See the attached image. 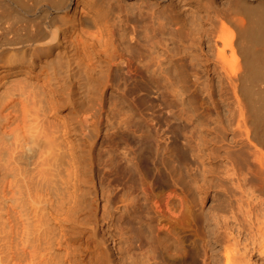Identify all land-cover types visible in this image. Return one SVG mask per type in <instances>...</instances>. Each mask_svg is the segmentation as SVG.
Listing matches in <instances>:
<instances>
[{"label":"bare ground","instance_id":"6f19581e","mask_svg":"<svg viewBox=\"0 0 264 264\" xmlns=\"http://www.w3.org/2000/svg\"><path fill=\"white\" fill-rule=\"evenodd\" d=\"M160 1L157 0L158 5ZM169 1L167 5H164L165 8L170 5L168 11L165 9L168 12L167 15L164 14V11L162 18L160 16L159 18L157 16L159 12L150 13L152 18L154 13H157L155 17L157 20L153 18L157 23L151 24V22L150 26H153V30L157 25L156 27L160 29L159 32L162 33L167 24L176 25L174 30L176 34L174 31L173 34L176 35L175 42L180 46H174H177L178 52L181 51L189 57V61L194 67V71L192 69L191 73H187L190 70L180 66V75L182 74L186 78L192 76V89L198 85L201 86L198 88L205 92L209 91L211 87L217 88L218 97H216L219 99V103L216 101V104L211 107L217 110V115L219 114L216 117L220 119L218 122L221 125L218 124L220 125L218 127L219 129L222 127V132L219 131L220 138L216 134V137L219 138V141L217 139L216 141H226V145L222 143L226 147L223 148V151L221 150L220 154H215L213 151L212 156L214 155L213 161L215 162L212 163H218V165L215 164L221 171L217 170L218 174L222 173L221 176L224 175L223 178L230 186V193H226L228 200L221 203L218 208L237 207L239 202L245 198V202L243 201V206L246 203L245 208L263 210L262 214L259 213L262 216L259 219H262L256 223L257 225L255 224V229L252 228V231L241 229L237 231V234L243 236L242 248L247 256L257 255L264 260V0H199L203 3L199 9L194 7L195 10H193L191 6L190 10L187 9L188 11L180 13L185 16L184 18L176 12L177 8L173 5L175 2L170 1L169 3ZM140 5L137 8L139 13H142L143 4ZM182 5L181 8H184ZM123 6L124 4L120 0H0V264H104L105 262L103 259L105 253L99 250L100 246L95 242V237H97L95 228L86 221L87 219L81 217L80 211L83 209L79 208L83 204H80V200L84 187L88 184L89 175L87 172L91 171L90 168L86 169L88 165L86 166L85 156L87 154L85 155L84 151L86 152L85 147L88 145L87 142L89 143L87 130L89 128L91 132V125L88 124V120L92 119V116L89 119L86 111L89 112L91 111H88L89 108H94L90 106V98L87 99L89 101L84 99L85 102H89V108L85 107L86 110L79 108V105H75L77 101L75 103L73 101L75 98L84 97V94L91 95V91L95 92V95L98 93L97 95L101 96L111 81L109 80L110 75L113 74L111 71L116 67L112 68V66L125 60L126 57L122 50L127 54L126 50L129 49L123 48L125 47L124 38L128 37V32L125 31L128 26L124 29L123 24L129 18L126 19V16L123 18L122 13L123 11L132 13L133 8H126L125 5L124 9ZM181 8L179 7L178 11ZM147 9L145 8L143 11ZM172 11L174 15H171ZM135 12L132 14L136 16L138 12ZM144 14L148 15L145 12ZM129 21L131 22V20ZM129 21L128 25L131 24ZM132 24L135 25L134 22ZM140 27L142 28L141 25ZM140 27L138 26V28ZM143 28L145 29L141 34L144 35V32L145 34L148 32V28ZM168 29L170 32L171 28H167V31ZM155 32L157 33L156 29ZM115 33H118V37ZM133 35V33L130 34L128 39L137 38ZM146 36L144 38H147ZM165 41H168V38ZM173 41L171 48H173ZM136 42H139L138 39ZM142 45L145 46L144 43ZM132 49L127 51L130 53ZM166 51L168 50L166 49ZM177 51H175L176 53L172 52V55L179 56ZM168 58L171 59V57H167L166 61L169 60ZM141 60L143 61V59L139 60L140 63ZM171 60L168 62L170 63ZM126 62V64H130V62ZM183 65L186 64L183 63ZM171 67L168 66V68ZM167 69H165L166 73L167 71L173 72ZM177 70H174V73ZM200 70L206 73L205 80L201 79L205 74H201V76ZM168 76L170 77L171 74ZM185 77L184 79H186ZM166 79L169 80L168 77ZM180 79L183 78L181 76L179 80L177 78L179 84ZM181 83L183 84V80ZM184 85H186L185 82ZM188 88L190 87L187 86ZM177 89L181 90L182 87L178 88L177 84ZM177 89L175 94L179 96L182 90L179 92ZM183 93L185 92L183 91ZM183 93L181 92V95ZM191 94L189 95L191 96ZM196 94L192 95V97L195 96L194 99H196ZM92 95L94 96V94ZM189 95L188 97H190ZM192 97L189 99L191 100ZM197 98L199 97L197 96ZM91 99L93 98L91 97ZM178 99L180 100L181 97ZM94 100L95 103L97 100ZM182 100L183 103L189 102V100ZM99 103L93 106L98 107ZM209 103L210 101L202 97L199 99V106H197V108L200 107L198 108L201 110V112L199 110L200 114L202 113L203 116L205 115L204 117L208 116V118L211 114L213 115L211 111H215L214 109L210 111ZM189 104L194 106L192 103ZM186 105L182 104L183 108L184 106L188 108ZM181 112L185 111L182 109ZM188 112L190 113V111ZM98 113H96L97 116L102 112L99 115ZM193 117L195 118L194 115ZM196 119H200V116ZM201 119L206 118L201 117ZM201 119L198 120L200 124ZM90 121L91 124L94 122ZM205 124L203 127L206 128L207 124L206 126ZM98 125L100 126V124ZM98 125L96 124V126ZM199 126L196 125L198 128ZM218 127L216 126V128ZM94 135L96 134L94 133ZM201 143L203 145V141ZM216 167L213 171L216 170ZM149 172L148 174L144 172L146 175H143L146 177L151 174ZM218 174L215 175L218 176ZM152 176L153 174L149 177ZM220 177L218 176V178ZM154 178H151V181H154L152 180ZM90 180L89 182H92ZM156 182L159 181L156 180ZM160 182H165L162 177ZM164 184L162 185L164 186ZM158 186H160L159 183ZM155 187L148 186L147 188L152 193L151 197L154 196L147 200L153 199L154 201L155 198L154 204L153 201H150L152 205L147 201L146 204L151 205L152 209L158 210L160 217L155 216L160 220L158 219L159 222L156 220L157 230L153 228L154 231L156 230L157 238L155 240L165 252L164 255L161 250L162 254L168 259H173L183 253V250H180L183 245L181 242L185 244L180 236L182 227L185 228L182 226L185 224L183 223L185 220L181 212L179 214L182 216L178 214L180 210L174 212V208L188 209L189 204H186L187 199L184 198V192H180V189L179 193L177 192L178 188H171L166 194L165 188L162 187L163 191L155 189V193H153L154 189L152 188ZM96 192L93 191L95 194ZM145 193L146 191L143 193L144 196ZM182 193L183 195H181ZM84 194L87 195V193ZM95 194L92 195L95 196ZM143 194L139 197L142 198ZM236 195L241 196L240 201ZM103 197L106 200L104 194ZM145 199L143 198L144 203ZM157 203L158 205H156ZM86 206L92 207L87 204ZM93 207L95 208V206ZM160 207L162 210H165L163 209L165 207L170 209L171 212L166 210L172 214L174 212V216L169 214V218L167 215L165 220L163 216L165 213L159 211ZM84 211L85 209L81 212ZM247 213L249 215V212ZM154 214L157 213L154 212ZM151 228L150 231L153 232ZM185 229L182 234L186 231ZM238 236L233 237V244L230 245L232 248H225L223 257H225L226 264H234L232 251L238 252V249H235L238 244ZM101 250L103 249L101 248ZM180 251L181 253H179ZM231 252L232 254H230ZM183 255L185 257L184 253ZM105 260L107 259L105 258ZM108 262L110 261L107 260L106 264Z\"/></svg>","mask_w":264,"mask_h":264},{"label":"rangeland","instance_id":"374dc122","mask_svg":"<svg viewBox=\"0 0 264 264\" xmlns=\"http://www.w3.org/2000/svg\"><path fill=\"white\" fill-rule=\"evenodd\" d=\"M120 1H122V3L124 4L123 6L124 9L126 5V8H130V7L133 8L132 13H136L135 11L138 12L136 16L133 15L132 13H124V11L122 13L123 18L125 16L126 19L129 18L125 21L126 26H124L125 24H123V28L126 29L127 26L128 28H130L131 26L130 29L127 28L125 30L126 32H128L127 36L130 37L129 35L130 34L132 35L133 33L135 37H137L136 39H130V38L128 39V37L126 39L124 38L125 40L124 46L126 48L123 47V44L121 45L124 49L129 48L127 49L128 51H131L130 48L132 49L136 45L134 49H132V52L130 53L126 50L127 52L126 54L124 50H122L123 54H125L124 56L126 58L128 56V58L130 57L131 59L127 58L126 60L125 58V60H123L124 63L121 60L117 62L118 63L117 65L114 64L112 66V68L115 66L116 67L113 68L111 71V74L113 73L112 76L110 75L109 80L111 81L108 83L109 86L107 84V86L103 90L104 93L101 95L102 97L97 95L98 93H96L97 95L96 96L95 92L91 91V95L87 94L88 97L86 96V94H84L85 95L84 97L75 98L73 101L74 103L77 101V104L75 103V105L77 106L79 105L78 106L79 108L85 109V107L87 106L89 108V102H85V101L90 100L91 103H93L92 105L90 103V106L96 109V110L92 108L88 109V111L91 110L94 114L91 111H89L90 113L86 111V113H88L87 117L91 118L92 116V119L90 118L89 119L93 120L96 123L92 121L93 123L91 124V121L88 120V124L90 123L91 125V126L89 125L91 132L89 131L88 128L87 134L89 135V137L90 136L91 137L89 138L87 136V140L89 141V143L87 142L88 145L85 147L86 152L84 151L85 155L86 154L87 155L84 156H85L86 166L88 165L86 169L89 168L91 169V171L88 170L87 172V175H89V178L87 179V183L90 186L86 184V186L84 187V191L82 194L83 197L81 196L80 204L82 203L84 204L85 202L87 203L84 204V208H83V204L82 207L79 206V208H82L83 210L85 209L84 212H81L83 210L80 211V215L82 214L81 217L87 219L86 221L90 222L94 226L96 232L95 236H97L95 237V242H97V245H99L103 249L101 250V248L98 246L99 250L103 251L102 253H105L104 254L105 258L108 261H110L108 262V264H170V263L172 264L173 261L174 263L177 261L175 264H182L181 263L182 261L183 263L185 262L184 264H226L225 257H223L225 256V248L231 247L230 245L233 244V240H232L233 237L238 236L237 234L238 230L249 229L250 231H252V228L255 229L256 227L255 224L260 222L259 220L262 219L259 218L262 217L261 214L263 213V210L259 208L258 209L245 208L246 203L245 206H243L245 202L244 196L242 197V199L243 198L244 199L241 202H239L238 205L239 207L233 206V208H218L220 207L219 205L221 203H225L226 200H228L226 198L227 195L230 193V186L229 183L223 178L224 175L221 176L222 173L220 174L221 172L220 168L218 169V166L217 167L215 166L217 162L212 163L215 162L213 161L214 155L212 156V154L214 152L215 154H220L226 147V146L224 147V145H226L225 144L226 141L217 142L219 141L220 138L219 136H220V132H222V127L219 129L221 123L218 122V120L220 121V119L216 117L219 115L216 114L218 113L216 112L217 110L213 108L215 111H211L213 110L211 106L215 105L216 101L219 103L218 101L219 99L217 98L218 93H216L217 88L214 86L215 88L211 87L212 89L210 88L209 91L205 92L203 89L201 88L199 89L198 86L199 87L201 86L198 85L197 87L194 88L195 89L194 90L192 89L193 84H191L192 83L191 81L193 79L192 76L188 77L189 75H186L188 78L184 76L186 78L184 79L182 74L180 75L181 72H179V68H181L182 66H184V69L187 68L186 70L188 69L190 70L188 72L185 70V72L187 73H191V70L194 67L189 61V57L187 55H184L181 51L179 52H181L182 54L177 51L178 45L175 42L176 35L173 34L175 32L174 30L176 28V25H171L172 23L169 24L173 27V29L168 24L166 25L167 28H171L170 32L169 29L167 31V28L164 26L165 27L163 28L164 33L162 31H161L162 33H160L159 32L160 29L156 27L157 25L154 26L155 29L157 30V33L155 32V29H153L154 31L152 30L153 26L150 25L155 22L157 23V21H155L157 20L155 19L156 14L158 12L160 13V11L162 12L160 15L159 13L157 14L158 17L159 16L161 17L164 11L166 12V13L164 12L165 15L168 14L167 11L168 8H170V5L168 6V8H165L164 6L168 4V0H161L160 1L161 4L159 3V5L157 0H120ZM170 1L175 2L173 3V5L176 6L175 8H177V10L176 9L175 10L183 18L185 16L180 14L182 13V11L186 12L190 10L191 6H192L191 9L193 10H195L194 7H197L196 9H199V7L203 5V3H201L199 0H193V1L182 0L183 3L181 2V0H176V1L170 0ZM177 1L180 2L178 3ZM155 2H157V4H155ZM181 3L185 5L183 6ZM196 3L198 4L200 3L201 5L197 4L196 6ZM140 4L141 5L143 4L141 7L142 10L140 9L141 12L143 13V16L142 13H139V9L137 8V6L139 7ZM181 5L184 8H181ZM179 7L181 8L180 9L181 12L178 11ZM145 8L149 9V10L147 9L148 12L147 10L143 11V9ZM155 11L157 13L156 14L154 13V17H153L155 19L154 20L151 15L153 14L152 12ZM144 12L147 13L149 16L144 14ZM185 12L183 13L184 15ZM171 13H170L171 15H174L173 11ZM138 15L140 18L138 17ZM130 17L132 18L136 17L139 20H137L136 18L132 19ZM150 19L152 20L150 21ZM129 20H131V22ZM134 20L135 21L137 20L139 23L137 21L135 22ZM163 20L165 21V19ZM128 21L131 24L132 22H134L135 25L134 24H132L133 26L131 24L128 25ZM144 22L147 24H145ZM136 24H140L142 28L140 27V25L136 26ZM138 26L140 28H138ZM143 27L148 28V32L146 34H149V36H146L145 32L144 35L143 33L141 34V32L144 31L145 29ZM132 28L133 29L137 28V29L133 30ZM115 32L117 31L115 30ZM126 32L124 34L125 37H126ZM115 35L118 37V33H115ZM138 36L140 37L138 38ZM144 36H146L147 38H144ZM167 38L168 41L169 38L170 41L174 40L172 46L173 48H171L172 41L171 42L165 41V39L167 40ZM137 39L139 42H136ZM147 40H149L148 43H146ZM126 41H131V42H127L129 46H132L134 44L135 45L129 47ZM131 43L132 45H130ZM141 43L142 44L144 43L145 46L142 45ZM149 45H151L152 47ZM165 47L168 51H166ZM174 50L177 51L179 56H176V54L174 53H173L174 55H172V52H175ZM165 51L168 52L167 55ZM169 52L170 55L168 56ZM167 57H171L172 60L168 58L169 60H171L170 63L168 62L169 60L166 61ZM140 59H143V61L141 60L142 61L141 63L139 61ZM156 59H158L159 62L156 61ZM126 61L130 62V64L128 63L129 67L127 66L128 64H126L127 63ZM165 62H168L169 64ZM157 63L160 65H158ZM183 63H185L187 66L183 65ZM167 64L169 67L175 65L178 68H173L175 66L168 68ZM165 69L167 70L170 69V71L173 72L170 73L169 71H167L166 73ZM173 69L174 70L178 69V70L175 71L176 73H174ZM200 72H201L199 73L200 75L205 74L204 75L205 78L201 75L202 76L201 79L205 80L206 73L202 72L201 70ZM165 73L166 74L170 73L171 78L168 76L170 74L166 76ZM172 74L174 77L172 76ZM180 76L181 78H183L182 79L183 84L181 83L182 80L180 79L181 80L180 84L182 85L179 84V81L177 83V78L179 80ZM167 77L168 79L169 78L170 79L167 80L166 79ZM184 82L186 85H184ZM177 84H178V88L180 87L181 89L182 87L181 89L182 91L177 89ZM187 86H189L190 88L187 89ZM175 88L179 90V92L181 91L183 93L184 91L186 95L185 93L181 95V92L179 93V96L176 95L175 92L177 93V91ZM191 89L193 93L191 92ZM187 90L188 92H186ZM200 92H202L205 95L203 96V94ZM92 94H94V96ZM189 94H191V96ZM195 94H196V99H194L195 96H193L194 98L192 97V95ZM188 95L192 97L191 100L189 99L190 97H188ZM213 95L215 96L213 97ZM90 96L93 99H95L94 101H96L99 97L101 99L99 98L94 103L93 99H91ZM183 96L184 99L189 100V102L185 101L184 99L182 100ZM197 96L199 98H197ZM201 96L203 98L205 97V99L210 101L209 107L211 108L210 111L211 113H213V115L211 114L210 115L211 117L209 116V118L208 116L204 117L205 115L203 116L202 113L200 114L201 110L199 109L200 112L198 110V108L200 107L197 108V106H199L198 104L199 99L202 98ZM210 96H212L211 98H213L214 100L211 99ZM179 97H181L180 100L178 99ZM181 100L185 101V103L181 102ZM99 101L101 102L99 103ZM84 103L87 105L85 106ZM98 103H99L98 107L96 105L95 107L93 106L94 104H98ZM189 103L194 104V106H190ZM182 104L185 105L187 104L186 106H188V108L190 107L189 108L190 110L184 106L186 110L188 109L186 112ZM83 105L84 107H82ZM100 107L103 109L102 111ZM196 108L198 111L196 110ZM182 109L186 112V114L185 112L183 113L181 112ZM194 110H196L195 113ZM188 111H190V113ZM98 112L101 113V115H99ZM91 113L96 117L94 118V116ZM96 113H98L100 117L97 116ZM193 115L195 116V118L193 117ZM199 116L200 119L201 117L206 118L203 120L201 119L202 125L199 122L200 119H198L199 121L196 119V117L199 118ZM204 123L207 124L206 127L207 129L203 127ZM96 124L97 125L100 124V126L99 125L96 126ZM196 125L198 126L200 125L199 128L196 127ZM216 126L219 127L216 128ZM97 127L100 129H98ZM195 127L198 129H196ZM94 133L96 135H94ZM216 134L218 135L219 138L216 137L217 136ZM199 139L203 141V145L201 143L202 141L201 140L199 141ZM220 143L221 144L224 143V145L223 144L221 145ZM204 145L207 148L209 147V149L205 148ZM210 148L212 149L210 150ZM214 148H216V150L218 148L217 153L216 150H214ZM209 150L211 151L210 152L211 154L209 153ZM216 165H218V163ZM142 167L143 169L145 168L146 171L143 170ZM215 167L216 170L213 171ZM217 170L220 171L219 174ZM144 172L146 174H148L149 172V174L151 173L150 175L153 174V176L149 177L150 175H147L145 177L144 175L146 174H144ZM215 174H218L219 177L221 176L220 178L222 179L218 178V176ZM156 175L158 178L156 177ZM161 177L165 182L163 183L160 182ZM151 178H154L152 179L154 181H151ZM89 179H91L90 181L92 182H89ZM156 180L159 181L158 183L160 184V186H158ZM141 182L143 183V185ZM145 182L148 184L149 187L156 186L155 188H152L154 189L153 193H155V189L156 191H158L159 189L163 191L164 188H165L164 192L166 194L171 190V188H176V189L178 188L177 192H179V189L180 192H184V195L183 193L181 195H183L184 198L186 197L187 200L185 202L186 204L188 203L190 207L187 204L188 205V209L186 208L187 210L185 208H182L184 209L182 210L181 207L178 209L174 208V212L180 210L178 211V214L181 212V214L184 217L182 218L185 220V221L182 220L184 221L183 223H185L182 224V226L187 228L185 229L182 227V232L180 233L182 241H185V244L184 242H181V244L183 245L181 246L182 249L180 250H183L182 252L185 254V257L183 253H181L180 251L179 253L181 254L178 255L180 258L176 257L177 260L175 257L173 258L174 260L171 258L168 259L167 257L164 256L165 252L161 249V246L155 240L157 238L156 230L158 227V223H156V220L157 222H159L160 216L158 215L157 209L154 210L150 207L152 205L150 201H153V199L152 200L149 199L153 198L154 196L152 195L151 197L150 194L152 193L147 190L148 186L146 185ZM161 183L162 184L165 183L164 186ZM140 184L143 188L139 186ZM93 191L96 192V194L93 193ZM144 191H146L145 196L143 194ZM84 193H87V195ZM92 194L93 195L95 194V196H93ZM103 194L105 195L106 200H104ZM142 194H143L142 198L139 197V195L141 196ZM223 194L226 195L224 196ZM236 197L239 198L238 199L239 201L241 200V196L236 195ZM82 198H84L85 201ZM143 198H146L145 203ZM147 198H149L148 199L149 201L147 200ZM146 201L149 202L151 205L149 204L147 205ZM154 202H155V198L153 204ZM86 204L92 205V207L95 206V208L94 207L92 208L91 206H86ZM156 205H158V203ZM154 206L152 207L154 208ZM161 208L162 207H160L159 211L165 213V215L163 213L162 214L165 217L163 218L166 220L167 217L169 218V214L172 213H170L171 212L170 209L166 207L163 208L165 210H162ZM166 209H168L170 212ZM86 210L87 212L90 213H87ZM184 211L186 212L184 213ZM154 212L157 214H154ZM174 212L170 216H174ZM247 212H249V215ZM91 213L94 214L92 215ZM181 214L179 215L182 216ZM186 224L189 227V229L187 226H185ZM150 228L151 230L153 228L154 229L156 228L155 231L153 229L154 233L150 231ZM184 229L186 231H184V234H182ZM152 234L155 236H153ZM237 239L239 242L237 241L238 244L235 247V249L236 250L238 249V252L232 251L233 254L232 252L230 253L234 256L233 259L234 264H264V260H262L261 257H258L257 255L247 256L245 252H243L244 249L242 248L243 247L242 235H239ZM161 250L164 252L163 253L164 255L162 254ZM164 257L166 258V260ZM105 258L103 257L105 261L104 264L107 263V260H105ZM178 258L181 260V262H178L180 261Z\"/></svg>","mask_w":264,"mask_h":264}]
</instances>
